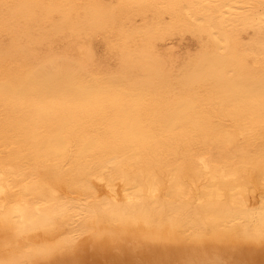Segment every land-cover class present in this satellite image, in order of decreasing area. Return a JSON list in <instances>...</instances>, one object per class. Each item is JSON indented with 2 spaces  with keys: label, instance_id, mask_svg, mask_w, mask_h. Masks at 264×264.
Returning a JSON list of instances; mask_svg holds the SVG:
<instances>
[{
  "label": "bare ground",
  "instance_id": "1",
  "mask_svg": "<svg viewBox=\"0 0 264 264\" xmlns=\"http://www.w3.org/2000/svg\"><path fill=\"white\" fill-rule=\"evenodd\" d=\"M249 1L246 21L261 8L257 19L264 22V0ZM200 4L205 16L196 18L186 5L176 16L206 32L213 45L185 69L190 81H217L222 97L211 100V109L187 97L172 113H155L146 89L161 60L149 46L125 53L114 74H106L90 48L78 60L47 53L16 75L2 71L0 86L8 82L13 104L21 103L20 90L30 83L17 75L42 79L31 91L40 97L23 101L41 110L46 123L0 125V221L11 230L0 264H26L27 258L30 264H88L92 237L112 239L131 228L155 235L146 241L128 233L129 241L146 243L140 255L127 250L114 259L106 241L92 244V253L105 264H255L243 244L264 243V152L248 155L233 135H251L245 118L264 110V78L239 64L238 39L212 20L215 10L226 16L240 9L235 0ZM226 118L232 123L219 122ZM209 119H218L212 133ZM55 252L61 257L54 259Z\"/></svg>",
  "mask_w": 264,
  "mask_h": 264
},
{
  "label": "rangeland",
  "instance_id": "2",
  "mask_svg": "<svg viewBox=\"0 0 264 264\" xmlns=\"http://www.w3.org/2000/svg\"><path fill=\"white\" fill-rule=\"evenodd\" d=\"M223 1L220 0L221 3ZM246 1L249 0H235L236 6L240 9L227 10L232 15L222 16L218 10L211 14L212 20L222 28H228L238 39L235 52L239 64L250 66L254 72L252 76L255 75L259 79V77L264 78V73H262L264 72V22L260 23L257 19L260 15L259 11L262 9H256L250 21H246L250 15L249 13L245 14ZM185 5L189 7L196 18L205 16L206 10L200 4V0H2L0 2V76L2 71H10L16 75L18 67H24L29 62H39L47 53L62 54L67 52L78 60L86 48L92 50L94 59L101 63L102 69L107 71L106 74H114L119 70L121 58L125 56V53H132L139 47L149 46L161 60L160 73L155 77L157 79H151L152 88L146 89V91L150 90L148 94L152 99L150 106L155 113L160 117L172 113L173 107L187 97H196L204 103V108L211 109V100L217 98L220 101L222 97L221 94L218 96L217 81L214 79L190 81L189 74L185 69L197 66L200 57L211 52L213 45L206 32L198 28L197 25L185 22L176 16ZM5 19L9 21H5ZM234 63L231 64V68L229 67L231 71L236 69ZM223 64L226 65L225 62ZM24 79L25 81L29 80L30 83H27L29 87L20 90L24 94L23 99L31 96L37 100L40 97L39 92L31 91L37 87L41 88L39 83L42 79H27L22 75L15 77L17 81ZM11 80L8 79V81ZM9 86L8 82L0 86V125L37 123L36 121L46 123L43 119V112L28 105L23 99L19 104L10 103L8 97L10 95L11 98L12 90ZM219 106L225 109L231 108L221 102ZM58 112L63 113L62 110H58ZM256 115L254 116L257 118L249 116L245 118V121L250 122L251 135L243 133L233 135L237 147L248 155H253L257 150L264 152V110L259 111ZM30 116H33L32 120ZM152 121L153 123L157 122V120ZM221 121L226 125L232 123L231 118H226L224 121L219 120V122ZM214 122L218 123V119H209V123H207V130L211 133ZM1 130L6 129L1 128ZM230 151L233 154L236 153L235 155L238 153L231 147ZM210 154L217 156L215 150H211ZM28 177L25 175V178ZM100 187L103 188V185ZM119 187V184L114 187L118 193L120 192ZM68 226L69 224L64 228H71V225ZM10 231L8 224L5 225L0 221V249L4 248L2 246H5L9 241ZM128 233L130 236L134 233V237L138 236L143 239L146 237V241H151L154 239L153 236L155 237L150 232L139 233L132 228L119 230L117 236L112 239L92 237L86 245V251H88L86 253L90 257L88 264L106 263L99 255L92 253L95 247H91L92 244L99 245L104 241L110 248H107L110 256H113L114 259L119 257L120 253L124 254L131 250L138 251V255H140L139 250L141 247L145 249L143 247L146 243L143 240V242L139 240L140 242L136 243V238H133L134 243L129 241L128 239L131 237ZM219 237L217 238L219 239ZM220 240H222L220 243L222 244L223 237H220L219 242ZM126 242L132 249H129ZM135 243L140 244L134 245ZM243 246L248 250L251 248L255 264L256 262L264 264L262 259V255H264L263 242L259 245L243 244ZM71 251H75V249L68 250L66 254H71ZM59 254V252L57 254L55 252L51 255L57 259L61 257ZM47 260L40 261L46 262ZM25 262L30 264L31 261L27 258Z\"/></svg>",
  "mask_w": 264,
  "mask_h": 264
}]
</instances>
